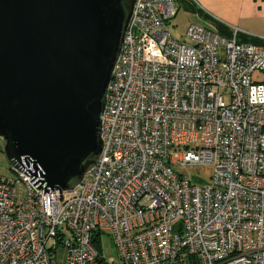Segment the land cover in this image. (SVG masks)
<instances>
[{
  "label": "built area",
  "instance_id": "obj_1",
  "mask_svg": "<svg viewBox=\"0 0 264 264\" xmlns=\"http://www.w3.org/2000/svg\"><path fill=\"white\" fill-rule=\"evenodd\" d=\"M178 11L135 1L104 146L76 188L60 200L23 171L0 174V264H61L59 250L63 264H115L97 246L106 232L120 264H264V36L190 23L179 38Z\"/></svg>",
  "mask_w": 264,
  "mask_h": 264
},
{
  "label": "water",
  "instance_id": "obj_2",
  "mask_svg": "<svg viewBox=\"0 0 264 264\" xmlns=\"http://www.w3.org/2000/svg\"><path fill=\"white\" fill-rule=\"evenodd\" d=\"M135 1L0 0L2 150L44 194L57 189L62 200L101 155Z\"/></svg>",
  "mask_w": 264,
  "mask_h": 264
},
{
  "label": "crops",
  "instance_id": "obj_3",
  "mask_svg": "<svg viewBox=\"0 0 264 264\" xmlns=\"http://www.w3.org/2000/svg\"><path fill=\"white\" fill-rule=\"evenodd\" d=\"M179 1L197 14L203 25L217 31L219 24L227 26L229 38L264 36V0H178L180 9Z\"/></svg>",
  "mask_w": 264,
  "mask_h": 264
},
{
  "label": "rangeland",
  "instance_id": "obj_4",
  "mask_svg": "<svg viewBox=\"0 0 264 264\" xmlns=\"http://www.w3.org/2000/svg\"><path fill=\"white\" fill-rule=\"evenodd\" d=\"M181 3V1H179ZM181 7L178 11L177 16L171 22V31L174 36L181 38L186 31L187 26L192 22L202 21L198 18L197 14L192 13L188 7H184V4H180ZM203 24V23H202ZM214 29V28H212ZM255 79H264V72L255 73ZM211 167L199 166V165H188L182 168V172L185 174L200 177L203 180H208L209 175L212 172ZM0 174L14 177L15 173L11 169L10 163L2 150V140L0 139ZM98 249L101 251L103 256L109 261H114L115 264H120V255L117 246L114 242V235L111 232H106L105 234L99 236L98 238ZM61 249V248H59ZM63 251L59 250L57 253V259L63 264Z\"/></svg>",
  "mask_w": 264,
  "mask_h": 264
},
{
  "label": "trees",
  "instance_id": "obj_5",
  "mask_svg": "<svg viewBox=\"0 0 264 264\" xmlns=\"http://www.w3.org/2000/svg\"><path fill=\"white\" fill-rule=\"evenodd\" d=\"M219 32L224 35V36H228L229 35V29L227 26L223 25V24H219ZM230 37V36H228ZM237 37V36H236ZM239 42H251V43H260L262 40L260 39V37H246V39L244 40H239L237 39Z\"/></svg>",
  "mask_w": 264,
  "mask_h": 264
}]
</instances>
